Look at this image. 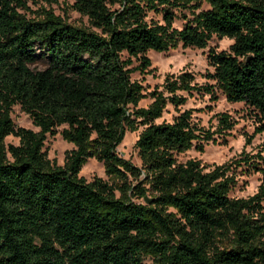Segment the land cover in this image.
<instances>
[{"label": "trees", "instance_id": "trees-1", "mask_svg": "<svg viewBox=\"0 0 264 264\" xmlns=\"http://www.w3.org/2000/svg\"><path fill=\"white\" fill-rule=\"evenodd\" d=\"M70 8L86 25L44 9L28 17L24 0H0V264H264V140L233 163L260 175L246 198L228 197L230 166L176 161L233 127L225 114L214 131L197 127L177 92L214 99V88L242 103L253 134H264V0H72ZM212 37L231 41L227 52L207 51L213 86L183 72L143 93L131 80L149 66L146 52L201 50ZM36 46L40 69L30 67ZM14 106L36 132L14 128ZM166 106L175 115L154 123ZM138 128L135 166L116 148ZM55 134L72 146L60 167L41 150ZM7 136L17 144L5 145ZM87 159L110 183L78 177Z\"/></svg>", "mask_w": 264, "mask_h": 264}, {"label": "rangeland", "instance_id": "rangeland-1", "mask_svg": "<svg viewBox=\"0 0 264 264\" xmlns=\"http://www.w3.org/2000/svg\"><path fill=\"white\" fill-rule=\"evenodd\" d=\"M29 9L28 17H34L40 14L39 9L49 10L55 16L60 17L66 23L81 26L86 25L83 17H80L76 12L71 10L70 5L72 0H52L50 3H45L39 0H24ZM201 10L207 9V6L201 3ZM185 15H187L185 13ZM148 19L160 23L159 15L152 13L148 14ZM182 19L177 15L173 21L172 26L179 29L182 25ZM231 41L222 38L217 39L212 37L204 49L197 50L193 48L182 49L177 47L162 53L146 52L145 57L149 60V66L143 71H135L130 75L131 80L138 82L143 93H148L154 88L161 89V84L165 77L176 76L180 73L186 72L193 76L192 83L201 85H212L213 81L204 78L205 73H211L212 69L206 64L207 51H214L215 53L224 51L227 52ZM39 55L35 64L31 68L40 69L43 67L44 56L42 49L39 46L35 48ZM134 66L136 61H132ZM214 99L202 92H191L187 95L185 92H177V95L183 96L186 101L183 106L179 107V111L190 110L191 122L204 131H214L216 127V116L218 114L228 115L233 122L232 129L228 134L224 135L222 139L214 136L215 144L207 143L203 146L201 153L195 152L193 149L186 151L183 154L176 156V161L183 163L188 159L199 161L201 165H206L209 169L212 166L228 165L230 171L234 173V184L228 191L229 198H246L255 193L260 181V175L257 173L245 174L242 172V166H235L233 163L238 159L241 152L254 153L259 145L264 140V134H253L254 122L247 112L246 107L242 103H227L223 95L213 88ZM149 99H143L138 103V107L145 108L149 104ZM175 115L171 106H166L161 117L154 121L159 123L161 121L169 122L171 116ZM10 119L14 128L28 129L36 132L26 115L19 111L17 106L12 107L10 112ZM141 128L136 132L125 133L121 143L116 148V153L121 158L129 161L131 164L138 166L139 161L136 156V150L133 144L136 140L137 134ZM60 128L57 129V133ZM245 139L250 142L244 145ZM5 145H16L17 139L7 136L3 139ZM72 148L70 143L65 142L58 134L54 136H46L43 141L42 151L48 161L55 166H62L65 153ZM78 177L84 181L90 182L94 178H99L104 182L110 183V180L104 175L102 165L94 159H87L81 166ZM147 198V197H146ZM264 211V200L261 202ZM145 263H150L148 259Z\"/></svg>", "mask_w": 264, "mask_h": 264}, {"label": "water", "instance_id": "water-1", "mask_svg": "<svg viewBox=\"0 0 264 264\" xmlns=\"http://www.w3.org/2000/svg\"><path fill=\"white\" fill-rule=\"evenodd\" d=\"M142 201L144 204H148L150 200L146 197H143Z\"/></svg>", "mask_w": 264, "mask_h": 264}]
</instances>
